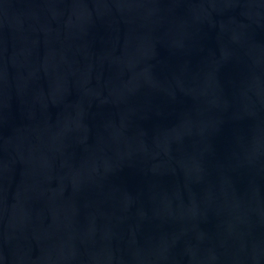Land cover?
<instances>
[{"label":"water","instance_id":"obj_1","mask_svg":"<svg viewBox=\"0 0 264 264\" xmlns=\"http://www.w3.org/2000/svg\"><path fill=\"white\" fill-rule=\"evenodd\" d=\"M0 264H264V0H0Z\"/></svg>","mask_w":264,"mask_h":264}]
</instances>
